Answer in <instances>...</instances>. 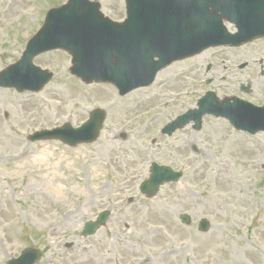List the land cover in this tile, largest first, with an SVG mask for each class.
Returning a JSON list of instances; mask_svg holds the SVG:
<instances>
[{"label": "rangeland", "instance_id": "374dc122", "mask_svg": "<svg viewBox=\"0 0 264 264\" xmlns=\"http://www.w3.org/2000/svg\"><path fill=\"white\" fill-rule=\"evenodd\" d=\"M65 1L0 0V71L19 60L46 10ZM95 1L111 21L124 19L123 0ZM70 59L60 50L33 59L52 74L38 92L0 87L13 95L0 100V264L26 247L40 250L37 264H264V133L236 131L212 115L202 117L198 131L189 123L169 137L160 133L206 91L264 104V38L173 63L140 95L83 84L70 74ZM95 108L105 118L92 143L28 139L65 123L77 127ZM11 138L32 152L18 169L6 157L15 147ZM151 162L183 176L147 199L138 187ZM51 182L70 192L69 201H53ZM104 210L106 226L83 237V224ZM201 218L211 222L204 234L197 230Z\"/></svg>", "mask_w": 264, "mask_h": 264}, {"label": "water", "instance_id": "95a60500", "mask_svg": "<svg viewBox=\"0 0 264 264\" xmlns=\"http://www.w3.org/2000/svg\"><path fill=\"white\" fill-rule=\"evenodd\" d=\"M125 4L127 19L121 24L110 22L98 11V4L88 0H68L65 5L49 10L44 25L28 41L21 59L0 73V85L18 91L40 90L51 75L34 67L32 59L59 48L71 54L72 74L85 83L110 82L122 95L148 85L159 69L174 60L210 46H237L264 36V0H125ZM222 19L234 23L237 32L228 33ZM198 106L167 124L162 132L171 134L191 120L193 128L198 130L206 113L225 117L236 129L251 134L264 131V106L238 99L218 102L213 92H207ZM103 118V111L97 109L78 128L65 124L36 133L31 139L58 138L71 146L92 142ZM180 176L181 173L153 163L149 178L139 187L140 192L153 197L159 185L177 181ZM107 218L108 212H103L95 221L86 222L82 235L94 234ZM179 218L189 225L187 214ZM209 225L207 219H201L198 230L206 232ZM39 258L38 250L26 248L7 264H35Z\"/></svg>", "mask_w": 264, "mask_h": 264}, {"label": "bare ground", "instance_id": "6f19581e", "mask_svg": "<svg viewBox=\"0 0 264 264\" xmlns=\"http://www.w3.org/2000/svg\"><path fill=\"white\" fill-rule=\"evenodd\" d=\"M135 92L138 95L141 94V90H139V89H136ZM11 96H13V95L9 91H5V92H1L0 91V100L8 99ZM22 97H26V96H22ZM105 97H107V95ZM55 99H57V98H55ZM22 101H24V98L20 99V102H22ZM26 107H28V106H26ZM36 111L38 113H40L41 115L43 113V111L41 110L40 107L36 108ZM4 127H5L4 124L0 123V130H1L2 133H4ZM9 141L12 142V143H14V146L15 147L12 150V152H10V153H8L6 155V157H7L8 161L11 162V164L13 165V167L15 169H18V168H16V165H19L21 163H24V161H26L27 159H29L31 157V153L32 152H29L26 149H24L23 148V142L21 140H19L18 138H11V139H9ZM35 161H38V160L36 159ZM51 186H52V195L55 198V200H53V201H55V202H58V201L59 202L69 201L68 198L71 197V194H70L69 191L65 192V191L62 190L61 187L53 186L52 182H51ZM85 201H86V199H85ZM83 202H84V200L79 201L78 205H82ZM81 207H83V205L82 206H79L77 208V210H81L80 209ZM79 213H82V212L80 211ZM73 214H74V212H73ZM71 219H73V216H71Z\"/></svg>", "mask_w": 264, "mask_h": 264}]
</instances>
